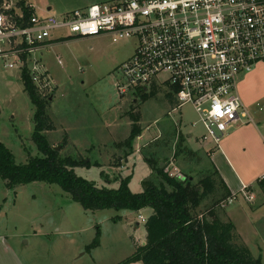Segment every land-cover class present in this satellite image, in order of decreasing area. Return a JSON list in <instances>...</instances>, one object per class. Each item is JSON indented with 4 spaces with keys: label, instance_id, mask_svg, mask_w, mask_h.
I'll list each match as a JSON object with an SVG mask.
<instances>
[{
    "label": "rangeland",
    "instance_id": "374dc122",
    "mask_svg": "<svg viewBox=\"0 0 264 264\" xmlns=\"http://www.w3.org/2000/svg\"><path fill=\"white\" fill-rule=\"evenodd\" d=\"M11 1L2 0L0 11L12 9ZM52 1L57 4L52 13L62 15L109 0ZM133 51V41L98 37L64 38L29 53L26 66L31 69L37 59L40 71L49 76L39 90H45L43 95L54 92L48 113L56 129L45 136L60 155L88 161L89 168L74 172L97 188L117 189L128 177V189L139 193L143 181L155 180L157 164L164 171L177 168L197 185L210 169L209 153L217 146L203 141L204 126L190 105L169 114L170 103L160 91L150 90L148 95L153 94L142 98L136 92H116L118 67ZM9 63H15L13 68L4 67ZM20 68L14 58L0 60V143L16 164L25 165L29 157L41 155L32 141L34 109L23 91ZM107 123L111 136L101 129ZM132 123L140 133L128 145ZM220 195L202 202L196 213L215 209L221 221L230 220L251 255L264 264V191L257 193L256 204L240 198L217 204ZM149 213L140 212L145 218ZM137 223L138 213L85 211L54 184L32 182L8 190L0 179V237L29 264H117L134 252L132 236L136 243L145 241L144 224ZM95 240L96 247L87 251Z\"/></svg>",
    "mask_w": 264,
    "mask_h": 264
},
{
    "label": "built area",
    "instance_id": "2783aa9c",
    "mask_svg": "<svg viewBox=\"0 0 264 264\" xmlns=\"http://www.w3.org/2000/svg\"><path fill=\"white\" fill-rule=\"evenodd\" d=\"M6 10L11 9L0 11V60L14 58L23 68L34 49L64 38L133 41L134 51L118 67L120 79L114 83L120 96L160 91L173 101L169 114L190 105L204 126L203 141L217 147L232 129L254 124L237 83L264 64V0H109L62 15L33 12L26 24L21 12ZM64 32L66 37L59 34ZM38 62L27 68L33 84L42 89L48 76ZM164 172L180 176L177 168ZM258 186L264 191V174ZM244 197L254 200L250 193ZM138 223H145L142 214Z\"/></svg>",
    "mask_w": 264,
    "mask_h": 264
},
{
    "label": "trees",
    "instance_id": "16d2710c",
    "mask_svg": "<svg viewBox=\"0 0 264 264\" xmlns=\"http://www.w3.org/2000/svg\"><path fill=\"white\" fill-rule=\"evenodd\" d=\"M17 6L26 24L33 10L23 0ZM5 13L13 14L12 10ZM21 58L25 60L24 55ZM19 78L34 109L32 141L41 156L29 157L25 165H18L12 153L0 143V179L5 188L13 190L32 182H42L59 186L85 211L112 209L138 215L141 211H150L144 223V244L134 242L131 237L134 252L117 264H262L261 259L254 258L241 242L230 220L221 221L215 209L206 214L196 213L202 202L217 193H221L217 204L232 197L213 167L201 174L194 186L189 176L181 174L184 180L171 178L157 164L153 169L155 180L143 181L139 193L128 189V177L117 189L97 188L74 172L75 168H89L88 161L74 159L69 154L60 155L45 136L56 129L48 113L54 92L43 95L45 90L40 91L33 84L26 65L20 69ZM137 94L141 98L148 95ZM169 102L173 103L172 100ZM139 133V127L132 123L125 143L131 145ZM65 143L66 139H63L60 146L64 147ZM96 245L95 240L86 250Z\"/></svg>",
    "mask_w": 264,
    "mask_h": 264
},
{
    "label": "crops",
    "instance_id": "0c3cea01",
    "mask_svg": "<svg viewBox=\"0 0 264 264\" xmlns=\"http://www.w3.org/2000/svg\"><path fill=\"white\" fill-rule=\"evenodd\" d=\"M20 1H11V6L14 5L11 10L19 12L20 9L16 5ZM23 1L38 16H44L49 12L52 13L54 7L57 6L52 0ZM54 41L51 40L48 44L38 48L49 46ZM241 78L243 80H238L237 92L243 105L251 111L254 124L242 125L232 129L220 141L217 148L209 150V163L210 169L212 170L213 167L217 171L233 198H240L247 203L244 196L250 193L254 196L252 203L256 204L257 193L260 191L258 180L264 174V65H258L254 72ZM256 105L261 106L263 111L258 112ZM110 124L107 123L106 125L108 126L104 125L101 129H103L104 134L108 133L111 136L110 129L112 127ZM244 186L248 187L246 193L242 191ZM250 206L252 205L250 204ZM136 226H138V223ZM139 244L143 245L144 243L140 240ZM0 264L29 263L21 258L17 250L10 245L7 238L1 236Z\"/></svg>",
    "mask_w": 264,
    "mask_h": 264
},
{
    "label": "water",
    "instance_id": "95a60500",
    "mask_svg": "<svg viewBox=\"0 0 264 264\" xmlns=\"http://www.w3.org/2000/svg\"><path fill=\"white\" fill-rule=\"evenodd\" d=\"M56 150H58V149H56ZM162 164L160 165V168H162ZM178 178H182L183 180H184V178L182 177V176H179ZM190 180H192V178L190 177Z\"/></svg>",
    "mask_w": 264,
    "mask_h": 264
}]
</instances>
